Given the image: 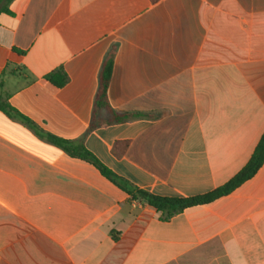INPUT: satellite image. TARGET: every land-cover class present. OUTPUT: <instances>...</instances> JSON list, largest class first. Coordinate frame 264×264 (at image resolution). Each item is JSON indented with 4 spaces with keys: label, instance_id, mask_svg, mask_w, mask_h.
Returning a JSON list of instances; mask_svg holds the SVG:
<instances>
[{
    "label": "crops",
    "instance_id": "0c3cea01",
    "mask_svg": "<svg viewBox=\"0 0 264 264\" xmlns=\"http://www.w3.org/2000/svg\"><path fill=\"white\" fill-rule=\"evenodd\" d=\"M8 10L0 100L29 122L0 110V264H264V164L228 195L170 214L46 138L81 144L155 196L224 185L264 134V0H12ZM108 59L110 106L152 117L87 132ZM57 70L60 87L46 78Z\"/></svg>",
    "mask_w": 264,
    "mask_h": 264
},
{
    "label": "trees",
    "instance_id": "16d2710c",
    "mask_svg": "<svg viewBox=\"0 0 264 264\" xmlns=\"http://www.w3.org/2000/svg\"><path fill=\"white\" fill-rule=\"evenodd\" d=\"M11 1L12 0H0V12L9 13L8 5ZM111 65V60L108 59L103 62L99 71L98 84L94 95L93 108L87 132L107 124L130 121L140 117H152V115L150 114L116 111L110 106L107 100V88L111 75ZM46 78L57 87L62 86L67 81L66 75L61 70H57L47 75ZM0 110L11 117L20 119L24 122H29L27 118L20 115L16 110H14L7 103L2 102L1 100ZM99 113H104L106 115L104 120H99L97 118V115ZM46 138L54 145L61 147L69 155L81 158L93 164L104 177L110 180L119 189L123 190L125 193L130 195L133 199H140L145 204L154 208L155 210H166L170 214L182 211L183 209L195 205L208 204L220 197L228 195L242 183L250 179L261 167V165L264 164V134H262L248 162L242 167V169L237 174H235L231 179H229L224 185L216 188L215 190L209 193L191 198H164L149 194L142 190H138L129 183L118 178L110 170L103 166L81 144H75L66 140H62L49 134L46 135ZM116 144L125 145L126 143L118 142Z\"/></svg>",
    "mask_w": 264,
    "mask_h": 264
}]
</instances>
